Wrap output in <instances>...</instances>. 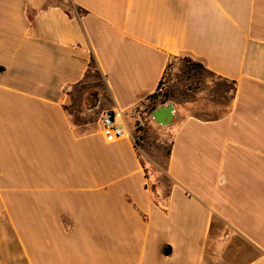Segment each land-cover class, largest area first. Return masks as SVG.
Returning a JSON list of instances; mask_svg holds the SVG:
<instances>
[{
  "label": "crops",
  "instance_id": "obj_1",
  "mask_svg": "<svg viewBox=\"0 0 264 264\" xmlns=\"http://www.w3.org/2000/svg\"><path fill=\"white\" fill-rule=\"evenodd\" d=\"M177 56L215 89L158 106L174 108L163 194L131 127ZM92 59L94 111L127 136L72 120ZM221 238L264 264V0H0V242L16 264H211Z\"/></svg>",
  "mask_w": 264,
  "mask_h": 264
},
{
  "label": "rangeland",
  "instance_id": "obj_2",
  "mask_svg": "<svg viewBox=\"0 0 264 264\" xmlns=\"http://www.w3.org/2000/svg\"><path fill=\"white\" fill-rule=\"evenodd\" d=\"M185 56H177L170 61V64L163 77L160 90L150 96L137 111H140V118L131 127L132 136L136 139L141 148L142 160L146 166L150 186H160L161 192L165 194L169 180L165 177L164 168L167 157L168 144L171 133L168 125L158 124L151 116V113L160 104L167 101H189L197 92L204 93V96L215 89L207 90L206 84H211L214 78L203 67L194 65L187 61ZM195 62V61H194ZM102 86V79L96 69H92L85 83L75 88L72 96L70 111L72 120L76 123L98 122V113L94 111V93ZM222 98L220 102L222 103ZM144 139V140H143ZM166 187V189H164ZM155 198L163 202L164 197L155 193ZM211 240V239H210ZM215 244V243H214ZM214 247L208 245V253L213 251L215 259L211 264H242L245 258L251 257L254 249L243 242L236 240L235 244L228 246L227 242L221 241ZM0 264H16L14 261L13 245L0 242ZM21 264V263H18ZM206 264V263H205Z\"/></svg>",
  "mask_w": 264,
  "mask_h": 264
},
{
  "label": "built area",
  "instance_id": "obj_3",
  "mask_svg": "<svg viewBox=\"0 0 264 264\" xmlns=\"http://www.w3.org/2000/svg\"><path fill=\"white\" fill-rule=\"evenodd\" d=\"M160 90V85L158 90ZM140 113V111H138ZM139 118H137L138 120ZM100 128L113 137H122L129 134V130L125 122L116 114L114 110H106L99 115L98 119Z\"/></svg>",
  "mask_w": 264,
  "mask_h": 264
},
{
  "label": "water",
  "instance_id": "obj_4",
  "mask_svg": "<svg viewBox=\"0 0 264 264\" xmlns=\"http://www.w3.org/2000/svg\"><path fill=\"white\" fill-rule=\"evenodd\" d=\"M173 106L171 104H164L154 109L151 113L152 118L161 125L169 124L173 119ZM170 249H166V253H169Z\"/></svg>",
  "mask_w": 264,
  "mask_h": 264
},
{
  "label": "trees",
  "instance_id": "obj_5",
  "mask_svg": "<svg viewBox=\"0 0 264 264\" xmlns=\"http://www.w3.org/2000/svg\"><path fill=\"white\" fill-rule=\"evenodd\" d=\"M187 59V61H191V59L190 58H186ZM194 65H197V66H199V67H203L202 66V64L201 63H199V62H192ZM169 66V65H168ZM96 69L97 70V68H96V64H95V62H94V60L92 59L91 61H90V63H89V68H88V73H90V71L92 70V69ZM163 83V78H162V80H160V82H159V85H161ZM134 140L136 141V139L134 138ZM137 142V141H136ZM144 166H145V164H144ZM145 168H146V166H145Z\"/></svg>",
  "mask_w": 264,
  "mask_h": 264
}]
</instances>
